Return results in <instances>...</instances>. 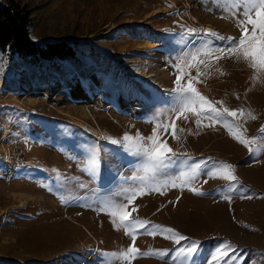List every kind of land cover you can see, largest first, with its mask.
Here are the masks:
<instances>
[{
    "label": "rangeland",
    "instance_id": "rangeland-1",
    "mask_svg": "<svg viewBox=\"0 0 264 264\" xmlns=\"http://www.w3.org/2000/svg\"><path fill=\"white\" fill-rule=\"evenodd\" d=\"M13 1L29 11L30 37L37 46L56 42L72 49L75 43L89 51L48 66L0 49V264H102L101 253L133 245L118 218L114 227L108 209L96 210L113 201L126 205L131 219L200 241L197 264H207L224 242L236 250H228L235 264H264V153L250 156L223 123L192 113L185 120L167 110L179 74L175 66L195 76L191 65H199V82L193 83L200 93L222 101L217 107L243 109L244 116L227 117L229 123L246 138L264 139V73L231 53L220 59L215 52L205 55L223 43L212 37H181L189 29L238 37L240 28L224 11L225 0ZM206 41H211L207 49L195 53ZM156 123L162 125L157 143L192 157L187 164L207 158H212L209 168L231 164L239 183L216 172L183 184L187 176L181 173L191 169L180 160L154 176L142 158L107 139L125 133L147 138ZM93 148L100 150L99 179L89 163ZM171 179L183 186L169 185L163 194L153 190ZM241 192L252 198L242 199ZM155 231L153 236L140 230L133 246L142 253L169 250V255H143L130 264H173L174 250L185 242L176 245L166 238L169 233Z\"/></svg>",
    "mask_w": 264,
    "mask_h": 264
},
{
    "label": "snow or ice",
    "instance_id": "snow-or-ice-1",
    "mask_svg": "<svg viewBox=\"0 0 264 264\" xmlns=\"http://www.w3.org/2000/svg\"><path fill=\"white\" fill-rule=\"evenodd\" d=\"M217 2L219 3V0H217ZM224 11L231 14V16L236 19L241 32L238 37H226L211 29H202L200 31L189 29L187 32L182 31L181 37L190 36L193 39L196 37L203 38L205 36L212 37L214 40L223 43L216 45L214 49H207V45L211 43V41H206L200 48H195L194 52L200 53L203 49H207L205 55H210L212 52H215L216 59H220L226 52L231 53L235 55L237 60H242L249 64L257 73H264V0H225ZM240 16H243L245 19H240ZM185 55H191L193 60L196 59V55L193 53H186ZM200 63L203 64L205 61L201 59ZM175 67L179 74L176 76L174 82L175 87L169 92L172 99L171 106L167 109L169 112H174L177 114L178 118L185 120L188 118L187 114L192 113L198 117L206 116L215 123H223L224 127L229 130L233 138L248 148L250 156H257L260 153H264V139H262V137L246 138L238 125H233L227 120V117H231L233 120L243 117L245 114L243 109L233 110L227 107H217V105H222L223 102L210 101L194 86V81L199 82V65H191V67L197 69L195 76L191 75L190 72L181 71L178 66ZM253 119H255V117H253ZM195 122L198 126L201 124L199 118L196 119ZM172 124L174 129L172 135L176 138L175 122L173 121ZM161 127L162 125L160 123H156L152 134L147 138L142 137L139 133H137L135 138L125 133L122 139H107L109 143L119 145L130 155L142 158L145 171L151 172L155 176L156 173L163 172L172 167L178 160H180L181 163L187 164L188 160L193 159L187 156L186 153L177 154L172 151V149L166 146V142L157 143L158 132ZM181 131L183 130L181 129ZM164 132H167V127H164ZM261 133L264 134V126L261 128ZM258 140L261 142L258 143ZM147 141L151 142L150 147L146 146ZM166 153L171 154L166 155ZM89 157L91 171L95 178L99 179L101 163L100 150L93 148L89 153ZM182 157H187V159H181ZM210 163H212V158H207L206 160L201 159L198 162L187 164L188 168L191 169V174L181 173L182 177L187 176L183 184L190 183L192 179L197 178L200 174L213 177L216 172H222L223 177L230 182L239 183L236 176L233 174L235 166L225 162H217L212 164V167L209 168ZM53 171L55 172L56 170L53 169ZM133 179H135V177H133ZM140 179L143 180L144 178L140 177ZM205 183H207V181H205ZM183 184L178 185L175 179H171L164 185L155 187L153 190L162 193V188H166L169 185L171 187H182ZM190 190L193 191L194 194L205 195V193L196 188H191ZM229 190H235L234 184L229 185ZM141 194L144 193L141 191ZM135 195L136 193L134 192L133 196L128 199L129 204L135 199ZM222 198L231 202L232 197L231 195H225L222 196ZM241 198L251 199L252 196L247 195L245 192H241ZM177 199H179V197ZM126 207V205H118L113 201L102 203L96 210L105 211V209H108V214L113 217L112 222L114 227L117 226L116 219L118 218L119 227L124 229L126 235L131 236L133 245L135 244L137 235L140 234V230L153 236L157 234L155 230H160L162 233H169L170 236L166 238L173 239L176 245H180L181 242L184 241L185 244L183 246L174 250L172 255L173 264H197L196 256L199 252L200 241L186 237L171 228L151 224L149 221L131 219V213L125 210ZM132 211H136V209L133 208ZM133 245L119 252L101 253L104 257L102 264H111L110 257L130 264L132 259H136L143 255L156 254L161 257L169 255V250H162L156 253H142L140 249ZM229 249H231L233 253L236 251L230 242H224L219 245L212 254V259L209 260L207 264H216L218 260L223 262V264H235L234 256H229Z\"/></svg>",
    "mask_w": 264,
    "mask_h": 264
},
{
    "label": "trees",
    "instance_id": "trees-1",
    "mask_svg": "<svg viewBox=\"0 0 264 264\" xmlns=\"http://www.w3.org/2000/svg\"><path fill=\"white\" fill-rule=\"evenodd\" d=\"M31 24L32 18L29 11L20 7L18 3L7 0L5 5H0V49L4 51L9 48L11 52L18 53L19 57L26 54L35 61L42 60L48 66L53 60L71 59L76 51L79 55L89 51L88 49L85 52L83 46H75V43L72 49L66 43L56 42L45 43L42 47L37 46L30 37ZM83 43L90 44L89 41ZM97 56L101 54L97 52Z\"/></svg>",
    "mask_w": 264,
    "mask_h": 264
},
{
    "label": "bare ground",
    "instance_id": "bare-ground-1",
    "mask_svg": "<svg viewBox=\"0 0 264 264\" xmlns=\"http://www.w3.org/2000/svg\"><path fill=\"white\" fill-rule=\"evenodd\" d=\"M161 8H155V10L156 11H158V10H160ZM157 63H155L154 65H156ZM160 87H159V89L161 90V89H163L162 87H161V85H159ZM8 167H9V169H8V171H11L12 170V166H11V164H9V162H8ZM22 195V194H21ZM20 198H22V197H20Z\"/></svg>",
    "mask_w": 264,
    "mask_h": 264
}]
</instances>
